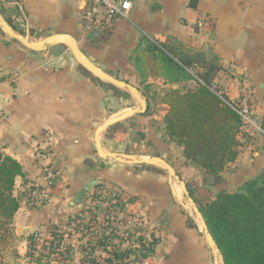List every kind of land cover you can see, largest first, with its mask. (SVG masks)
Masks as SVG:
<instances>
[{
    "label": "crops",
    "instance_id": "1",
    "mask_svg": "<svg viewBox=\"0 0 264 264\" xmlns=\"http://www.w3.org/2000/svg\"><path fill=\"white\" fill-rule=\"evenodd\" d=\"M131 1L127 17L95 29L85 21L91 0H0V14L26 41L68 35L101 73L84 67L66 43L34 49L12 37L0 22V153L24 169L15 181L13 193L20 206L12 220L13 245L6 250L13 254V264H61L43 257L44 243L82 212L101 221L103 188L125 196L122 211L136 216L139 235L128 242L105 235L104 245L98 238L93 258L101 259L100 264H111L104 259L113 258L117 250L130 251L125 263L118 264H215V259L218 264L220 255L217 259L188 189L207 201L222 190H243L264 170V134L248 141L239 134L238 156L226 164L222 181L215 182L169 135L163 93L155 112L139 108V113L105 127L135 108L116 106L118 97L125 98L116 90L128 93L122 90L156 85L167 92L196 86L194 80L170 82L160 49L217 59L222 69L216 84L228 100L245 91L264 126V0H197L196 7L192 0ZM97 137L103 151L117 154L118 160L98 154ZM146 159L154 162H142ZM91 180L98 182L78 199ZM29 191H35L32 203ZM36 234L41 240L29 257ZM139 238L157 242L154 252L138 262ZM69 242L72 264H86L82 238L75 235Z\"/></svg>",
    "mask_w": 264,
    "mask_h": 264
},
{
    "label": "trees",
    "instance_id": "2",
    "mask_svg": "<svg viewBox=\"0 0 264 264\" xmlns=\"http://www.w3.org/2000/svg\"><path fill=\"white\" fill-rule=\"evenodd\" d=\"M190 5L196 7L197 0H192ZM6 21L17 30L10 19ZM169 52L159 51L172 80L170 82L194 80L196 86L183 90L171 88L163 96L162 102L167 106V131L183 145L187 158L195 161L215 182H220L226 164L238 156L241 127V118L228 103L230 100L225 94L221 97L214 88L217 73L222 66L215 58L206 60L199 54L173 56ZM195 67L199 68L196 74L191 72ZM23 175L24 169L19 161L0 153V264L3 263L2 252L10 249L14 239L12 220L20 202L13 190L16 178ZM188 191L190 197L198 203V210L223 264H264V170L258 179L247 182L243 190H222L207 201L196 198L194 190ZM77 217L73 216L62 226ZM53 236L54 239L62 240L56 232ZM107 236L112 237V232ZM104 237L98 244L104 245ZM139 241L142 249L141 256L135 259L138 262L154 252L157 239L143 242L139 238ZM34 251L35 246L30 242L29 257L34 256ZM112 255L113 258L108 257L104 261L111 264H118L119 261L125 263L130 251L117 250ZM89 260L91 264H100L102 261L97 258Z\"/></svg>",
    "mask_w": 264,
    "mask_h": 264
},
{
    "label": "built area",
    "instance_id": "3",
    "mask_svg": "<svg viewBox=\"0 0 264 264\" xmlns=\"http://www.w3.org/2000/svg\"><path fill=\"white\" fill-rule=\"evenodd\" d=\"M127 5V7L125 6ZM99 7L103 8V12H99ZM132 8L131 0H91V5L85 12L86 25L89 28H105L109 27L116 19L127 17ZM98 31V30H97ZM198 67L192 68L191 72L196 74ZM214 88L217 93L223 97V90L216 84ZM230 106L237 111L241 118L240 135L244 141L257 138L264 134V126L258 116L256 108L244 91L236 100L228 101ZM56 178V173L52 174L51 182ZM99 195L101 202L104 203L103 212L105 217L99 221L94 214L84 215L80 213L78 217L72 220L68 225L56 229L61 241L52 239L49 243H44L41 250L45 259L57 258L61 264H72V256L69 240L75 235H79L83 240L81 248L82 258L86 264L94 257V249L98 238L112 232L114 238H119L123 242H128L139 235L138 220L132 212L122 211V204L126 198L116 189H101ZM48 196V191L43 192V197ZM35 191L28 192V202H34ZM39 234L34 235L31 240L33 245L38 247L40 243ZM93 251V253H92Z\"/></svg>",
    "mask_w": 264,
    "mask_h": 264
},
{
    "label": "water",
    "instance_id": "4",
    "mask_svg": "<svg viewBox=\"0 0 264 264\" xmlns=\"http://www.w3.org/2000/svg\"><path fill=\"white\" fill-rule=\"evenodd\" d=\"M0 22L3 25V27L6 29V31L15 39L27 44L29 47L34 48V49H40L42 48V46H44L45 44H52V43H66L67 45H69L73 51V53L75 54L76 58L78 59V61L84 66L86 67L88 70H90L92 73L96 74V75H101L100 70L98 69V67H96L94 65L93 62H91L89 60V58L85 55V53L78 47V45L75 43V41L73 40V38H71L68 35L65 34H57V35H52L50 37L45 38L43 41L39 42V43H29L28 41H26L21 35L17 34L16 32H14L13 27L3 18V16L0 14ZM140 110L139 109H132L130 111H127L125 113H123L122 115L111 119L110 121H108L105 124V127H109L119 121L125 120L131 116H133L136 113H139ZM96 148H97V152L98 154L103 157H113L115 160H118V155L117 154H106L101 146V142L99 140V138H96ZM142 162L144 163H153L154 160L153 159H146L143 160ZM172 172L173 169H170ZM176 179L179 181V177L176 175L175 176ZM97 180H91L89 183H87L85 185V187L83 188L82 191H80L78 193V199L84 198L90 189H92L96 184H97ZM182 187L184 189V191H186V185L185 182L181 181ZM205 226V224H204ZM206 227V226H205ZM207 230V228H206ZM207 233L211 239V243L212 245H214L216 247V244L214 242V240L212 239L210 233L207 230ZM217 248V247H216ZM219 252V251H218ZM220 255V254H219ZM221 256V255H220ZM221 261H222V257H221ZM223 264V262H222Z\"/></svg>",
    "mask_w": 264,
    "mask_h": 264
},
{
    "label": "rangeland",
    "instance_id": "5",
    "mask_svg": "<svg viewBox=\"0 0 264 264\" xmlns=\"http://www.w3.org/2000/svg\"><path fill=\"white\" fill-rule=\"evenodd\" d=\"M119 89H121V88H119ZM124 89H126V87ZM143 90H145V91H143ZM118 91H120L119 92L120 94L125 95V98L122 97V99H120V97H118L119 102H118V104H116V106L122 107V106L127 105V106H134L135 108H138V109L139 108L144 109L147 106L148 107L147 111H149L148 113H152V111L153 112L156 111V107H157L158 99H159L158 96L160 97L161 93H163V95H164L166 92V91H163L162 86L160 88L159 86H156V85H154V86L150 85V86H146V87L143 85L142 87L139 88V90L134 89L133 91H129L128 89L122 90L124 92L127 91L128 93H122L121 90H116L115 93H118ZM141 103H144L143 107L141 106ZM135 108H133V109H135ZM178 188H179V186H178ZM202 201H205V200H202ZM11 245H13V243H11ZM6 252L8 253V251L2 252V253H4L3 254V261H4L3 263L13 264L12 263V260L14 259L13 254H11V253L7 254ZM214 252H215L216 257L218 259V255L220 254L218 252V249L214 248ZM5 253H6V255H5ZM219 259H220V261L218 262V264H222L221 256ZM214 263L217 264L216 259H215Z\"/></svg>",
    "mask_w": 264,
    "mask_h": 264
},
{
    "label": "snow or ice",
    "instance_id": "6",
    "mask_svg": "<svg viewBox=\"0 0 264 264\" xmlns=\"http://www.w3.org/2000/svg\"><path fill=\"white\" fill-rule=\"evenodd\" d=\"M127 7V5H125Z\"/></svg>",
    "mask_w": 264,
    "mask_h": 264
},
{
    "label": "bare ground",
    "instance_id": "7",
    "mask_svg": "<svg viewBox=\"0 0 264 264\" xmlns=\"http://www.w3.org/2000/svg\"><path fill=\"white\" fill-rule=\"evenodd\" d=\"M199 220V219H198ZM202 224V223H201Z\"/></svg>",
    "mask_w": 264,
    "mask_h": 264
}]
</instances>
